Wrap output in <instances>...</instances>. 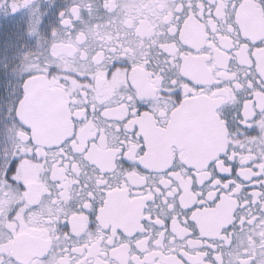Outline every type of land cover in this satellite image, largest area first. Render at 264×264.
Returning <instances> with one entry per match:
<instances>
[{"label":"snow or ice","instance_id":"snow-or-ice-1","mask_svg":"<svg viewBox=\"0 0 264 264\" xmlns=\"http://www.w3.org/2000/svg\"><path fill=\"white\" fill-rule=\"evenodd\" d=\"M0 264H264V0H0Z\"/></svg>","mask_w":264,"mask_h":264}]
</instances>
